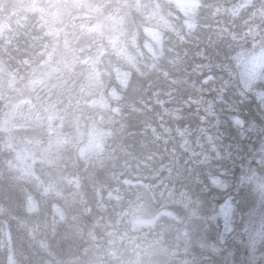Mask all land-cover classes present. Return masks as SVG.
Wrapping results in <instances>:
<instances>
[{"label": "trees", "instance_id": "1", "mask_svg": "<svg viewBox=\"0 0 264 264\" xmlns=\"http://www.w3.org/2000/svg\"><path fill=\"white\" fill-rule=\"evenodd\" d=\"M89 1L97 59L72 52V69L56 77L51 93L38 88L41 103L32 102L63 113H30L38 125L29 136L15 127L0 149V264L10 251L15 264H173V255L187 264L222 262L210 248L218 205L241 168L257 177L261 167L255 146L264 138L257 130L264 128V72L247 90L241 65L264 50V0H199L191 28L167 0ZM144 23L163 30L154 55L143 47ZM122 47L138 65L118 58L131 72L119 114L75 113L83 99L106 95L104 58ZM94 124L109 130L104 147L80 155ZM25 145L36 152L19 163L15 153ZM217 176L227 183L215 185ZM28 195L37 210L24 209ZM162 209L178 219L134 226Z\"/></svg>", "mask_w": 264, "mask_h": 264}, {"label": "rangeland", "instance_id": "2", "mask_svg": "<svg viewBox=\"0 0 264 264\" xmlns=\"http://www.w3.org/2000/svg\"><path fill=\"white\" fill-rule=\"evenodd\" d=\"M45 1H49V0H45ZM56 1V0H54ZM59 1V0H57ZM62 3L61 5H56L55 8H51V7H44L42 11H40L39 9V14L41 12V20L43 21V23L45 21H49L51 18L54 19V17L52 16V13L55 9L59 8H63V4L65 6L67 0H61ZM166 1V0H165ZM169 1L175 8L176 12H177V16H184L185 20H186V26L188 28H191L194 24V20H195V10L198 7V5L200 4L199 0H167ZM75 2H78V0H70L69 3V7L72 9V5H75ZM40 5L38 8H40L42 5L40 3L36 4L35 6ZM82 7L86 8L87 14L89 15V10L92 11V9H90L91 4L90 1L88 3V0H82V3L80 4V8H78L77 10H80ZM67 11V10H65ZM56 12V10L54 11ZM80 14H77V16H79ZM57 20V19H55ZM42 23V22H41ZM54 22L51 21V24H53ZM25 27L26 24L28 23H24ZM41 27L40 23H36L34 25V27H31L32 31H35L37 29H39ZM48 30L53 31L52 33H50V35L55 38L56 33L59 34L60 33V29H58L57 27L55 28L54 26L50 27L49 25L46 26ZM167 27V26H166ZM140 29H143L144 32V36H143V47L145 49V51L147 53H149V55H154L158 52L161 51L162 49V42H163V30L161 27L159 26H155V25H147L144 23V25L141 27L140 24ZM142 35V33H140ZM81 46H78L77 48H80ZM87 45L86 50L87 52V60H91V59H97V56L99 55V53L94 52L96 48H101V46H92L90 47ZM74 48V47H73ZM75 50V48H74ZM92 50V51H90ZM101 53V52H100ZM123 55L125 60H127V63H132L133 66H135L136 64L138 65V62L134 60H132V55L129 54V52L127 50H125L123 47L121 48V50H117L116 52H114L112 55L110 56H106L104 59L106 61V64L109 66V75H111V78L109 79V84H107L105 92L106 95L105 96H97L95 98H91L88 99L87 103L85 102L84 104H86V107L88 109H94L96 112L95 113H101V114H105V116L107 115H112V114H119L120 112V105L118 103V99L120 97V95L122 94L123 90H125L128 87L129 81H130V77H131V72L130 70L123 68L119 61L118 58H120V55ZM132 56V57H131ZM52 57V54L50 55V57L47 59V61H49ZM127 58V59H126ZM132 66V67H133ZM263 72H264V51H261L255 55H253L250 58H246V60H243V63L241 65V82L243 84V87L247 90H249L252 85L255 83V81L257 79H262L263 78ZM36 73V72H34ZM8 77V76H7ZM10 77L12 78V74L10 72ZM13 84V82L8 78L7 79V84ZM2 89H4V85L2 84V80L0 81V95H4L5 93H1ZM1 101V100H0ZM16 102V101H15ZM59 106L62 104L61 101H58ZM75 104V102H74ZM73 104V105H74ZM8 105V104H7ZM21 105H23V103H21ZM66 106H69L68 102H65ZM1 106V105H0ZM19 107V106H17ZM86 107L84 106L83 108L78 106V108L75 106L76 109V113H79V110H84L86 109ZM13 108V107H12ZM10 107V109L6 106L3 107L1 106L0 108V132L2 131V142L0 144V149L6 148L8 145V139H7V134L11 131V129H15V127H19L22 129V137H28L29 135H26L27 132L32 130V127H36L35 125L32 124V122L34 123V119L31 122H27L29 120V118H27L30 115H27L26 113H21V111H16L14 112V109H12ZM29 111V110H27ZM71 113V109L69 110ZM49 113H63L62 110L59 109H55V110H49ZM27 113H39L37 111H32V112H27ZM84 115L86 116V112H84ZM101 115V117L103 116ZM90 116H94L93 113H90ZM119 116V115H118ZM97 117H99L97 115ZM236 120H240L238 117L236 118ZM32 124V125H31ZM44 128V127H43ZM46 131L44 132L45 135L46 133L48 134L49 131L47 129H45ZM109 130L106 129L105 127H101L99 126V124H94V126H90L88 130H86V137L84 139L83 145L80 146L79 150H80V155H87L89 153H93V154H97L99 153L105 144V140L107 138ZM35 135H38L36 133H34ZM40 135V134H39ZM44 135V136H45ZM29 146V145H28ZM28 146H24L21 150H18V152L15 153L16 158H18V156L20 157L18 159V162L21 163L24 159H28L32 154H34L36 151H33L32 149H30ZM41 150L44 149V147H40ZM34 163V161H29V164L32 165ZM11 166L15 169H17V163L16 162H11ZM222 180V179H221ZM241 183V182H240ZM216 185V184H215ZM239 186V184H238ZM247 193H241L242 198H244L243 196H245ZM245 199V198H244ZM230 203H231V208L228 210L227 216H225L224 214H221L220 212V208H219V217L222 219V225L223 228L220 231L221 236L224 235L226 232L228 231V228L231 226V218H232V214H233V210L234 207L236 206V203H234L232 201V198L230 197L229 199ZM244 204V201H241ZM224 204V203H223ZM39 208L37 200L34 199V197H32L31 195H28L27 200H26V204L24 209L27 210L28 212H32L35 211ZM53 210L54 211H58L61 212L62 209L59 206H53ZM239 210H242L241 208ZM256 214V212H255ZM175 217H179L178 215H173L169 210L167 209H162L161 211H159L158 213H156L153 216L150 217H143L140 219H135L133 221L134 226L136 227H146L148 229H151L153 226H155L156 223H161V222H157L159 219H170ZM245 218V216H244ZM178 219V218H177ZM227 224V229L225 227V225ZM198 223L195 225L197 226ZM257 225V222H256ZM246 241H247V245L248 247H250L249 245V233L246 232ZM4 239H9V235L8 233L4 235L3 237ZM224 237L222 236L221 239H223ZM242 239V238H241ZM239 239V240H241ZM259 242V238L257 237L256 239V243L255 245H257V243ZM254 247L251 246L250 248L252 249ZM225 252H227V246L225 245V247L223 248V252L222 254H224ZM222 254H220L219 256H222ZM253 257H256V254L253 253ZM16 257L15 255L10 251L9 252V256H8V263L7 264H15L14 262L17 260H15ZM256 259V258H255ZM48 263V262H46ZM50 264V263H49Z\"/></svg>", "mask_w": 264, "mask_h": 264}, {"label": "flooded vegetation", "instance_id": "3", "mask_svg": "<svg viewBox=\"0 0 264 264\" xmlns=\"http://www.w3.org/2000/svg\"><path fill=\"white\" fill-rule=\"evenodd\" d=\"M39 0H0V53L7 46V38L9 36V28L11 30H21L19 29V23L22 20L24 14V8L34 6ZM7 58L1 57L0 55V81H1V70L6 66ZM46 88L43 87L42 91ZM50 92V90H48ZM263 169H261V172ZM260 179H262L260 177ZM257 225L260 220V215L264 212V201L261 200L259 189L256 195V206H255ZM256 259L250 260L240 258L243 264H264V242L257 243V248L255 249Z\"/></svg>", "mask_w": 264, "mask_h": 264}, {"label": "snow or ice", "instance_id": "4", "mask_svg": "<svg viewBox=\"0 0 264 264\" xmlns=\"http://www.w3.org/2000/svg\"><path fill=\"white\" fill-rule=\"evenodd\" d=\"M212 182L218 186H223L225 181L221 180L219 176L217 177H212ZM243 179H247L249 181H253L256 183L261 200L264 201V179H256V174L253 171H250V174L242 177ZM231 208V203L230 200H226L224 204L220 206V212L221 214H224L227 216L228 210ZM227 229V224L225 225ZM245 231L249 233V245L250 247L255 245L257 237L259 238L260 242H264V212L261 213L260 215V220L258 225L252 227L249 226L248 224L245 225Z\"/></svg>", "mask_w": 264, "mask_h": 264}]
</instances>
